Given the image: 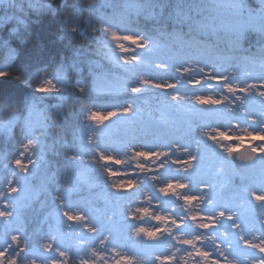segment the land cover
<instances>
[{"label":"trees","instance_id":"16d2710c","mask_svg":"<svg viewBox=\"0 0 264 264\" xmlns=\"http://www.w3.org/2000/svg\"><path fill=\"white\" fill-rule=\"evenodd\" d=\"M206 1L184 0L185 5L198 3L205 14L214 18L215 35L204 37L208 47H201L194 42L191 46L169 52L168 48L163 46L168 41L160 33L171 31L174 27L171 19L177 12V0H146L147 9L134 24L116 17L117 24L113 30L147 33L153 43L162 45L151 52L139 49L136 53H127L131 58L134 55L142 57L143 62L136 65H125L124 60L114 55V49L108 45L112 39L111 35L105 33L101 25L97 24L99 30L87 40L84 33L88 26L84 21L89 15L90 8L83 6L82 0H67L63 4L61 0H55L46 10L40 12L28 8L27 16L14 8H0V16H5L8 11L16 13L26 21V24H20L13 15L8 14L7 16H13V19L0 28V71L12 73L8 77H0V111L4 114L14 112L17 117L15 126L9 132L4 131L0 122V201L11 200L9 206L12 207L13 196L7 193V188L13 160L21 155L27 158L30 164L32 159H37L41 155L38 149L48 146L45 161H38L40 167L33 173L29 190L23 191L15 198L21 203L27 200L28 204L22 209L16 208L10 231L18 229L28 240L29 247H38L53 231L55 216L58 214L56 202L52 199L55 194L63 193L65 204L73 206L75 210L81 209L85 215L102 208L106 200L113 197L123 209L122 216L119 215L117 218L123 217V222L131 224L138 220L139 216L133 215L136 219H132L133 216L126 215V207L142 197L144 181L151 188L159 187L163 183L161 176H164L163 171L157 172L152 165L148 168L133 169L128 175H108L109 169L113 172H123L124 165L99 161V152L111 149L118 151L124 148L132 150L141 141L131 136L123 138L125 133L118 134L114 138L115 144H110L108 140L99 137L92 131V119H89L91 113L98 107H115L127 100L143 99L147 94H165L161 90L151 88H146L139 95L127 92L126 88L135 86L140 79L167 78L168 82L177 83V87L169 90L170 92L194 94L207 85L206 79L204 80L205 73L195 68L193 66L195 63L212 68L216 65L214 68L228 70L233 65L252 66L254 63L251 61L261 60L259 53L260 49L264 48V35L248 29L243 34L238 46L239 50L233 49L235 42H229L231 33L224 25L228 24L232 17L225 19L220 16ZM46 2L47 0H44L34 5L38 6ZM119 2L120 0H95L91 10L110 14L111 9L106 6ZM243 5L250 9H258L261 6L257 0H243ZM70 16H79L81 20V31L76 38L66 34V20ZM93 21L95 22V17ZM3 22L0 19V23ZM13 28L17 29L15 33L12 32ZM182 30L186 32L187 27L182 26ZM157 63L166 64L167 70L157 68ZM73 64L76 67H73ZM184 66L191 67L195 71L181 76L176 68ZM61 68L64 69L68 86H61L59 92L43 99L45 110L53 111L57 122L53 123L52 119L47 121L48 127L42 144L37 147L33 155L30 147L29 150H25L28 142L24 120L31 105L39 102L40 96L36 87L44 82L41 74ZM17 76L21 79H17ZM195 80L202 82L199 84L189 82ZM78 85L85 88L84 93L79 91ZM103 86L104 91H101L100 88ZM57 105H59L58 112L55 111ZM227 105L228 101H225L222 106ZM191 106L200 107L197 103H191ZM141 128L144 136L157 137L162 134L163 137L168 138V135L175 130L180 131L181 126L178 122L160 123L158 128L157 125L148 127L143 125ZM66 144L74 151L80 150L75 154L84 156L85 162H71L64 153ZM64 176L67 177L66 180ZM129 179L136 182L135 187L119 193L110 187L112 184L124 183ZM69 187L72 191L65 193L64 191ZM257 212L259 214V210ZM21 264L27 262L21 261ZM67 264H78L72 250L68 252Z\"/></svg>","mask_w":264,"mask_h":264},{"label":"snow or ice","instance_id":"6c2138e0","mask_svg":"<svg viewBox=\"0 0 264 264\" xmlns=\"http://www.w3.org/2000/svg\"><path fill=\"white\" fill-rule=\"evenodd\" d=\"M258 3L261 5L260 10L256 13L249 11L247 14H245L243 9V0H232L229 4V7L233 11V16L226 27L228 32L231 33V40L229 42H235L233 43V49L239 50L238 46L243 38V34L248 29H252L264 35V0H258ZM32 7L39 11L47 7V2L38 6L32 5ZM103 7L105 6L103 5ZM106 8L111 9L110 14L92 11L90 8L88 16L92 21L93 17H95V23L101 25L103 31L111 35L112 40L130 41L131 44L135 45L136 49H142L144 52H151L154 48L162 46L160 43H153L152 38L148 36L147 33L142 34L139 32L125 31V34L118 36L117 31H113V28L116 27L117 24L116 17H121L122 20H126L129 24H134L135 21L145 13L147 9L146 0H120L119 3L109 4ZM176 10V15L171 19V23L174 26L172 30L160 33V35L166 37L168 41V43L163 46L167 47L169 52H176L178 49L191 46L194 42L198 43L201 47H208L204 37L206 35H215L216 23L214 18L205 14L202 6L198 3H188L185 5L184 0H177ZM2 19H13V17ZM182 26L187 27L186 32L182 30ZM86 33L87 31H85L84 34L86 35ZM193 33H195V35H193ZM119 47L121 52L127 53L130 51V49L124 47L123 44H120ZM259 54L261 57L260 66L262 71H264V48L260 49ZM142 62V57L139 55H134L131 60H124L125 65H136ZM73 67H76V65L73 64ZM156 67L167 70L168 66L166 64L157 63ZM176 71L183 76L195 71V69L184 66L177 67ZM199 71L205 73L208 79L216 80L230 96H222L221 98L197 96L196 103L198 105L219 107L224 105L225 101H228V111L234 112L236 109H239L240 114L243 117H247L249 124L259 125L258 130H248L250 127L246 129V135L249 138L250 144V154L247 156H240L239 163H237L233 155L237 152L236 148L229 146L223 149L227 155L222 159L221 172L223 173L227 170V175L224 177L225 186L231 185L236 190L237 196L246 200L250 205L254 202V208H258L259 210L261 228L264 229V123L255 116H249L246 109L249 100H253L255 97H259L260 101L264 102V76L257 82L242 85L236 82L237 72L235 70L229 71L227 74L219 77L213 75L212 72H206L204 67H200ZM251 74V72L248 73V75ZM10 75H12V73L9 71H0V77H8ZM16 78L21 79L19 76ZM189 82L199 84L202 80ZM58 84L63 87L68 86L64 77V69L62 68L58 69L52 78L44 79V82L36 87V91L41 94L57 93L60 91V88L57 86ZM77 87L81 93L85 92L83 86L78 85ZM176 87L177 83L173 82L160 83L150 79H140L138 84L135 86H128L126 90L129 93L139 95L142 94L146 88L157 89L165 93L168 100L179 103L183 101L184 98L178 93L169 91ZM55 111H59V105H57ZM52 112L53 111L41 110L36 103L31 105L28 115L24 120V127L29 137L28 143L25 146L26 151L28 147L35 148L37 145H41V141L48 127L47 121L50 120L49 117ZM135 112L136 110H134L133 105L129 103L126 107L110 111L107 116H99L102 117V119H97V114L93 112L89 116V119L103 122L104 120H109L114 117H129L134 115ZM34 115L39 116V119H34ZM16 121L17 117L15 115L9 116L6 119H0L4 131L6 130L7 132L12 131ZM237 126L239 127V124ZM213 132H215V129ZM213 132H204V136L208 141H212L216 145L228 139L225 132L221 131L218 132V134H213ZM237 139H239L241 144L244 143L243 136L237 137ZM34 141L36 144H34ZM258 141L260 142L259 144L256 143ZM47 147L48 146H44L40 148L41 155L37 159H32L30 164L22 163L19 159L15 160V167L19 169V175L16 172L12 173V178L8 181L7 188V193L13 196L12 210H8V202H5L3 208H0V225L4 226L6 229H12L16 208L19 207L22 209L27 206V200L21 203L15 198L19 197L23 191L29 190L33 173L40 167L38 161H45ZM79 151L80 150L74 151L72 147L67 144L64 147L66 157L73 163L85 162L84 156L75 154ZM173 151L187 155L183 159H171V153ZM200 152L201 148L199 142L197 143L194 153L190 151L187 146L173 142L171 147L166 150H158L155 152L135 151L134 156L137 159L152 158L153 156L156 158L168 157L173 164L182 165L183 171L187 173L195 171L198 162L202 158ZM33 155H35V152ZM98 159L106 163H122V161L116 160L112 156L105 155L101 151L99 152ZM137 167L141 166L137 165ZM53 175H55V173H53ZM108 175H128V173L113 172L109 169ZM64 179L66 180L67 177L64 176ZM249 184H256L258 187H249ZM135 186L136 182L129 179L124 183L112 184L110 187L119 193L122 190L131 189ZM187 187V183H169L167 186L160 188L159 191L164 196L170 194L177 195V190H183ZM212 190L213 186L211 184H205L201 189L202 194L184 195L178 198H182L186 206H191L194 202H199L200 204H205L206 202L208 206H212L214 204ZM70 191H72L71 187L67 188L64 192ZM52 199L56 202L58 215L68 222L64 227L71 229L74 224L79 225L81 228H85L88 233H91L93 238H99L97 234H101V227L93 226L88 223L85 215L81 214L79 211H75L73 206L66 205L63 193L53 195ZM216 209L214 214L191 216L192 221H199L195 224L196 228L203 230L200 234L191 238H184L182 233L174 234L173 231L167 227V221L171 218L164 216H156L155 219L165 225V227L159 230L138 228L135 231V236L141 237L143 235L149 240H157L161 238L163 233H166L175 240L177 245L188 246V249H190L188 251V256L200 258L197 264H238V259L231 257L234 251L230 238L231 234L229 231L222 230L221 226L224 221H229L231 222L230 229L232 233L238 237L245 248L251 250V255L248 257L249 264H264V230L261 231L259 236L246 239L244 235V221L241 220L239 211L220 205H217ZM144 211L146 212L147 210ZM132 219H136V217L133 216ZM183 220L184 218H181V222L178 223L177 220L171 219V224L175 225L177 229H180L184 226ZM209 229L220 230L224 239L217 242L216 238L208 233ZM60 232L61 229L57 228L56 232L49 235L38 247L31 248L29 247L28 240L23 237V234L18 229L9 231L5 245L0 247V264H21V261H26L27 264H38V260L39 264H67L66 258L68 257V252L57 243V234ZM114 239H116V237H114V231L109 227L103 235V238L99 239V243L101 247H107L108 250L115 251V245L110 244V241ZM208 241L212 242L213 248L206 249L203 247ZM197 245L201 246L198 247ZM40 249H43L42 253ZM179 251L180 248H176L172 255H156L154 256V260L158 262V264H174L175 252ZM92 255L98 256L100 260L104 261V264H108L104 256L100 255L95 249H93ZM115 255L118 257L115 264H137L134 259L128 256H121L118 251H115ZM29 257H31L30 260ZM80 264H89V260L87 258H81ZM92 264H96V261L93 260ZM140 264H148V262L141 261Z\"/></svg>","mask_w":264,"mask_h":264},{"label":"rangeland","instance_id":"374dc122","mask_svg":"<svg viewBox=\"0 0 264 264\" xmlns=\"http://www.w3.org/2000/svg\"><path fill=\"white\" fill-rule=\"evenodd\" d=\"M44 0H29V2L34 5ZM232 0H207L206 3L209 4V7L213 9L217 14L228 19L233 16V11L229 7V4ZM261 6L258 9H250L243 5V9L245 14L249 11L252 13H256L260 10ZM8 14L13 15L14 17L18 16L16 13H9L6 11L5 16ZM226 27V23L224 24ZM117 31V35L125 34V32ZM123 44L124 47L130 49L127 53H136L139 49H136L135 45L131 44L130 41H115L110 40L108 45L114 49V55L119 57L121 60H131L132 58L127 55L125 52H121L119 45ZM252 66H239L233 65L228 70H221L219 68H214L216 65L211 67H206L200 63H195L193 66L199 69L200 67H204L207 72H212L215 76H221L227 74L229 71L235 70L237 72L236 82L239 84H246L251 82H257L264 76V71H262L260 63L261 60H253L251 61ZM212 68V69H211ZM217 71V73L215 72ZM251 72V75L248 73ZM206 79L207 85L203 86L200 91L191 94L184 95L180 94L181 97L184 98L183 101L177 103L168 100L167 95H149L146 99H135V100H127L126 102L115 106V107H98L95 113L97 116H107L110 111L117 110L119 108L126 107L127 104H132L134 110H136L135 114L129 117H114L109 120H104L103 122H99L98 120L91 121V129L96 132L99 137L102 139H106L110 144H115L114 138L118 136V134L125 133L123 138L126 136H131L137 140L140 139L141 142L137 143L135 148L132 150H127L124 148L123 150L115 151L111 150H103V153L108 156L114 157L116 160L122 161V165H124L123 172L130 173L133 169L140 168L137 165H140L141 168L144 166L150 165L151 162L156 161L159 164H162L163 167H169L176 170L173 175H170V179H168L165 183L167 186L169 183H187L188 184V195H200L201 189L205 184H211L213 186L212 190V198H214V204L212 206H208L207 203L200 204L199 202H194L190 207H184L177 205L176 202L173 201L170 195L164 196L161 192L153 199L152 193L148 188H146L144 192V197L140 199L134 207H132L129 213L139 212L142 214V220L136 222L134 225L130 226L127 230L122 231L119 230L122 234L119 236H114L116 239L110 241V244L115 245V251H118L121 256H128L134 259L137 264H140L141 261H147L148 264H158L154 260V256L160 255H172L176 248H180L179 252H175V260L174 264H197L200 260L199 257H189L188 256V246L177 245L175 240L172 237H169L166 233L161 235L160 239L157 240H149L146 236L136 237L135 231L138 228H145L148 230H159L165 225L161 224L159 221L155 219L156 216H164L169 217L171 219L177 220L178 223L181 222V218H184L183 224L184 226L180 229H177L175 225L171 224V219L167 221V227L173 231L174 234L182 233L184 238H191L195 235L200 234L203 230L196 228L195 224L199 221H192L191 216H202L205 214H214L217 205L227 206L230 209H235L239 211L240 218L244 221V235L246 239H252L254 236H259L261 231L264 230L261 228L260 224V216L258 220L253 219L251 216L252 211L254 210V202L253 204H249L246 200L240 198L236 194L235 191H226V189L230 190L231 185L225 186L224 177L221 172V158L222 154L218 152V149L221 147L222 149L226 147H234L236 149L241 148L244 144L249 143V138L246 135V129L250 127V129L258 130L259 125H251L247 117H243L240 114L239 109H236L234 112L228 111L227 106H207L200 105L198 108H193L191 103H196L197 96H212L214 98H221L222 96H230V94L226 93L223 87L216 82V80H210L207 76ZM157 82L163 83L168 82L167 78L157 77L152 78ZM55 82V81H54ZM58 88H61V85H57ZM121 87V86H120ZM101 91H104V86L100 88ZM102 93V92H101ZM53 94H41L39 93V102L36 103L41 110H45V105L43 104V99L50 97ZM137 95V94H136ZM246 109L248 111L249 116H255L264 123V102L260 101L259 97H255L253 100H249L246 105ZM193 112L190 117H187L186 113ZM183 118L184 127H186L185 134L183 133L182 139L180 141L171 140L169 142L165 141H157L156 143L149 146L147 145L149 138H146L144 134H142L141 128L143 125L148 127L149 125H157L159 127L160 123H174L176 119ZM34 119H39V116L34 115ZM239 124V127L237 126ZM215 129V132L213 130ZM160 129H157V131ZM225 132L228 136V142L223 144L222 146L214 144L212 141H208L204 136V132H213V134H218V132ZM117 134V135H115ZM243 136L244 143L241 144L237 137ZM28 134L26 131V140L28 142ZM154 141V140H153ZM173 142L179 143L181 145L187 146L190 151L193 153L197 147V143L199 142V146L201 148L200 155L202 156L201 160L198 162L195 171L184 172L183 166L178 164H173L171 159H183L187 154L177 153L179 156L175 154L173 151L171 153V159L168 157L164 158H156L153 156L152 158H135V151H149L155 152L158 150H166L171 147ZM260 142L258 141L257 144ZM34 144L36 142L34 141ZM42 144V141H41ZM210 146V147H209ZM255 146V145H252ZM37 145L35 148L30 147L31 154L37 151ZM28 149V150H29ZM40 151V149H38ZM21 160L22 163L28 164V159L24 156H17L11 165V177L12 173L16 172L19 175V171L15 167V160ZM206 160L207 162H204ZM157 165V164H156ZM199 166V167H198ZM161 168L162 166L159 165ZM9 179V180H10ZM210 179V180H209ZM249 187H258L256 184H249ZM226 188L223 190V188ZM10 204L11 200H6ZM5 202L3 200L0 201V208H3V204ZM12 207L9 206L8 210H11ZM119 205L113 200L108 199L107 207L99 210H93L89 212L86 217L88 223L93 226L101 227V234H97L99 238H93L91 233H88L85 228H81L79 225H73L71 229L64 227L68 222L66 219H63L58 214H56V223L53 227V233L56 232L57 228L61 229V232L57 234V243L61 245L65 250L68 249L69 245L71 246L73 240L71 239L70 233L74 230H79L78 235L75 237L74 247L76 248V253L79 258V262L81 258H87L89 260V264H92V261L95 260L96 264H104L103 260H100L98 256H93L92 251L95 249L100 255L104 256V259L108 261V264H115V261L118 257L115 255V251H110L107 247H101L99 243V239L103 238L106 230L110 227L114 234L118 231L119 224L114 221L112 218L113 215L118 211ZM144 210H147L146 212ZM75 211H79L81 214V209H76ZM253 220L257 221V225H253ZM222 230L229 231L233 244L234 251L231 254L232 258L238 259V264H249L248 257L251 255V250L245 248L243 243L239 241L238 237L232 233L230 229V223H223ZM10 229H6L4 226L0 225V247L5 245V241L2 233L9 231ZM208 233L213 235L217 242H220L224 239L221 235V231L217 229H209ZM48 238V237H47ZM45 238L44 240H46ZM71 239V241H70ZM137 239L139 241H137ZM43 240V241H44ZM142 242V245H140ZM68 244V247L66 246ZM200 247L201 245H197ZM206 249L213 248V244L211 241H208L203 245ZM40 252H43V249H40ZM46 255V254H45ZM67 259V258H66Z\"/></svg>","mask_w":264,"mask_h":264},{"label":"clouds","instance_id":"9594fccd","mask_svg":"<svg viewBox=\"0 0 264 264\" xmlns=\"http://www.w3.org/2000/svg\"><path fill=\"white\" fill-rule=\"evenodd\" d=\"M55 2V0H47V7L45 9L42 10H37L36 8L32 7V4L29 2V0H0V8L3 9H12L14 8L17 12L23 13L24 16H27V9L30 8L33 11L36 12H40L43 10H46L50 5H52ZM67 0H61V3H66ZM258 2V0H257ZM82 5L88 8H91L92 6L95 5V0H82ZM6 17H13V16H6ZM4 16H0V19L2 18H6ZM15 19H17L19 21L20 24H26V21L24 19H22L19 16H16ZM4 22L0 23V28H2L4 26V24H6L9 20L11 19H2ZM84 23L88 26L87 27V33H86V37L87 40L88 37L95 35V33L99 30L97 27V24L90 20V17L87 16L85 18ZM17 31V29L13 28L12 32L15 33ZM81 31V20L79 18V16L76 17H68L66 20V34L71 37V38H76L77 34L80 33ZM112 38V37H111ZM56 71L54 72H44L42 73V78L43 79H49L50 77L52 78L53 75L55 74ZM15 115L14 112H9L8 114H4L2 111H0V119H6L9 116H13ZM50 119L53 120V123L57 122V118H56V114L54 112L51 113ZM97 119H102V117L97 116Z\"/></svg>","mask_w":264,"mask_h":264},{"label":"water","instance_id":"95a60500","mask_svg":"<svg viewBox=\"0 0 264 264\" xmlns=\"http://www.w3.org/2000/svg\"><path fill=\"white\" fill-rule=\"evenodd\" d=\"M249 148H250V145H245L242 149L238 150L236 153H234V157L236 158L237 160V163H239V157L240 156H247L250 154V151H249ZM226 154H224V156H226ZM231 159V158H230ZM19 170V169H18ZM226 175H227V170L225 171Z\"/></svg>","mask_w":264,"mask_h":264}]
</instances>
